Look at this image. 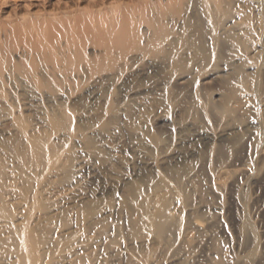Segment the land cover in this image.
<instances>
[{"label": "rangeland", "instance_id": "rangeland-1", "mask_svg": "<svg viewBox=\"0 0 264 264\" xmlns=\"http://www.w3.org/2000/svg\"><path fill=\"white\" fill-rule=\"evenodd\" d=\"M206 1V5L214 11L216 21L220 19L218 31L223 26V29L229 30L237 26L240 30L242 27L250 28L249 31L251 28L255 31L263 30L260 38L264 44V15L257 9L258 0H0V67L5 66L3 70L0 69L3 71L0 72V211L4 209L0 212V224L5 223L0 225V239L7 235L11 237L10 240L16 239L13 237L19 232L21 235L30 233L35 236L36 241H42V246L37 245L40 253L48 251L39 257L40 264H65L60 259L70 253H80L78 257H82V263L85 264L94 260L98 263L107 254L110 255L106 258L109 262L103 259V263L124 264V255L135 249L137 254H130L131 263L134 264H215L217 258L214 256L218 252L213 248L214 242L223 249L224 258L229 260L236 255L242 256L241 250H237V234L233 230L235 222L247 215L245 218L253 223L258 238L264 242V153L262 159L254 158V150L248 147L249 133H246L248 129L252 130L260 118L264 119V93L260 95L259 101L252 98L247 100V105L245 99H248V93L245 85L240 84L241 77L245 81L251 77L249 74H252V66L242 63L254 55L252 51L258 46L257 32L261 31L251 30L257 33L252 32L251 38V32L248 33L247 29L249 35L240 37V42L246 40L244 45L252 43L251 47L246 44L245 50L240 48L243 45L241 43L240 47L234 42L230 44L232 37L236 36L232 34L236 33L234 29L224 30L228 32V37L221 30L219 33L222 32L223 39L219 48L213 51L208 34L213 22L206 17L203 9ZM160 3L165 7L162 8ZM100 16L106 18L101 19ZM102 20L106 22L103 21V24ZM147 20H151V24L153 21L162 22L167 34H164L159 44V54L152 55L153 58L144 57L141 53L148 46V38L154 28H148ZM129 21H132L131 24ZM241 22L246 23L242 26ZM233 23H237V26H233ZM126 32H129L128 36ZM184 32L188 34L186 40L183 38ZM225 38L231 41H225ZM201 48L205 54L200 51ZM66 49L69 55L82 58L77 56L79 65L76 61L73 65L69 64L72 69L69 67L70 73L65 71V74L60 70L52 73L49 68L55 61L53 59H60L63 53L66 57ZM245 51L244 56L241 53ZM57 60L55 62L58 64ZM93 66L98 73L91 69ZM31 67L35 78L38 76L34 81L38 83L33 84L26 75L25 70ZM88 67L93 70L94 76ZM102 68L105 70L100 71ZM47 94L51 98L49 101L45 98ZM51 120L53 124H50ZM32 140L44 145L42 161L33 159L29 154ZM132 164H139L141 171L137 173L140 176L135 174ZM245 164L252 165L250 168L253 172L248 178L250 183L247 179L240 181L235 176ZM123 175L125 178L122 181L125 184L120 180ZM74 178L82 179L80 183L85 184L75 187L77 179ZM118 180L121 183L116 184ZM212 182H216V187L211 186ZM70 190H79L84 195L77 207V217L69 210L71 205L66 204L72 200H64L67 197L66 191ZM110 196H116L117 201ZM236 196L246 205L244 214L235 205ZM164 200L171 205L172 202L175 205L177 203V206L180 204L182 213L166 223L162 219L164 228L159 224L162 223L160 218L156 219L159 223L153 220L156 226L154 224L148 228L145 226L146 218L154 216L161 209V202L165 203ZM146 202L150 203L149 206ZM142 216L145 217V223H142ZM208 218H215L216 225H205ZM176 221L183 223L177 224ZM186 221L188 224L184 226ZM195 222L205 225V228L200 231L194 246L190 247H194L192 251L178 240L181 235L178 234L183 232V228L191 229ZM4 226L8 231L3 230ZM12 226L19 231L16 229L15 233ZM142 239L149 244L146 242L148 245L143 246ZM13 246H0V258L8 256L15 263L16 254L9 252V247L15 249ZM124 248L127 252H124ZM142 251L144 255L147 254L146 258H143ZM113 255L115 259H112ZM135 255L142 257L139 259L136 256L137 260ZM78 257H75L73 264H81Z\"/></svg>", "mask_w": 264, "mask_h": 264}, {"label": "bare ground", "instance_id": "bare-ground-1", "mask_svg": "<svg viewBox=\"0 0 264 264\" xmlns=\"http://www.w3.org/2000/svg\"><path fill=\"white\" fill-rule=\"evenodd\" d=\"M150 2V1H149ZM153 2V1H152ZM156 3V2H155ZM154 3V4H155ZM162 3V2H161ZM160 3V4H161ZM206 3H207V1L206 2H204V4H203V9H204V12H205V15H206V17L207 18H209L213 23V25H212V27H211V29H209L208 31V34H209V36H210V40H211V48H212V50L214 51V49L215 50H217L216 48L220 45V43H221V40L223 39V36L221 37V35H222V32H221V34L219 33V31H224L225 29L227 30L228 28H225V29H223V27H222V29L221 30H219L218 31V27H219V20L218 21H216V19H215V17H214V11H212L207 5H206ZM217 3H218V1H217ZM256 3L258 4V7H257V9H260V11L262 12V15H264V0H258V1H256ZM208 4H209V2H208ZM144 5V4H143ZM142 5V6H143ZM151 5V4H150ZM162 5V4H161ZM141 6V7H142ZM151 6H153V5H151ZM202 6V5H201ZM155 7V6H154ZM162 8H164L165 6H161ZM161 8V9H162ZM155 9H156V7H155ZM166 9H168V8H166ZM214 9V8H213ZM120 10V9H119ZM217 11H218V9H216ZM118 11V10H117ZM116 11V12H117ZM133 11V10H132ZM137 11V10H136ZM144 11H145V9H144ZM157 11V10H156ZM203 11V10H202ZM217 11H215V12H217ZM220 11V10H219ZM221 11H222V9H221ZM110 12V11H109ZM143 12V11H142ZM154 12V11H153ZM114 13H115V11H114ZM118 13V12H117ZM116 13V14H117ZM130 13V12H129ZM141 13V12H140ZM176 13V12H175ZM218 13V12H217ZM102 14V13H101ZM120 15V14H119ZM119 15H118V17H119ZM176 15V14H175ZM112 16H114V14L112 15ZM158 16H160V15H158ZM92 18H94L93 16H91ZM103 17V16H102ZM135 17V16H134ZM141 17H142V13H141ZM162 17V16H161ZM100 18H101V16H100ZM99 18V21L101 20V19H104V18H106V17H104V18H101L100 19ZM132 18H133V16H132ZM148 17H146V19H147ZM163 18V17H162ZM118 19H120V18H118ZM146 19H145V21H146ZM155 19H157L156 17H155ZM154 19V20H155ZM263 20H264V18H262ZM94 20V19H93ZM114 20V19H113ZM130 20H131V18H130ZM137 20V19H136ZM135 20V21H136ZM138 20H139V17H138ZM142 19H140V21H141ZM143 20H144V17H143ZM153 20V19H152ZM162 20H164V19H162ZM239 20V19H238ZM257 20H258V18H257ZM103 21L104 20H102L101 22L103 23ZM148 22L146 23V24H149L150 25V27H149V25H148V28H153L152 30V35H151V37L150 38H148L149 39V44H148V46L147 47H145V48H143L142 50H141V53L144 55V57L146 56L147 58L148 57H152V55L154 56V54H156V53H158L159 54V52H160V43L162 42V39L164 38L163 36H164V34H166V31H164L165 30V27L163 26V24H161V23H157L156 21H153L152 22V24L151 23H149V21L151 22V20H147ZM160 21H161V19H160ZM243 21V20H242ZM247 21V20H246ZM70 22V21H69ZM104 22H106V20L104 21ZM114 22H116V21H114ZM119 22V21H118ZM132 22V21H131ZM131 22L129 21V23L131 24ZM139 22V21H138ZM233 22V21H232ZM238 22V21H237ZM240 22V21H239ZM263 23H264V21H262ZM117 23V22H116ZM166 23V22H165ZM246 23V22H245ZM245 23L243 22V24L245 25ZM258 23V22H257ZM72 24V23H71ZM70 24V25H71ZM104 24V23H103ZM107 24V23H106ZM105 24V25H106ZM110 24V23H109ZM133 24H134V22H133ZM234 24V23H233ZM236 24V25H235ZM233 26H237V23H235ZM239 24V23H238ZM243 24H242V22H241V25L243 26ZM262 24V23H261ZM136 25V24H135ZM139 25V24H138ZM165 25V24H164ZM168 25H169V23H168ZM221 25V24H220ZM223 25V24H222ZM263 25V24H262ZM47 26V25H46ZM124 26V25H123ZM127 26V25H126ZM131 26V25H130ZM140 26V25H139ZM166 26V25H165ZM232 26V25H231ZM240 26V25H239ZM241 26V27H242ZM264 26V25H263ZM263 26H261L262 28H263ZM67 27H69V25L67 26ZM72 27V26H71ZM110 27V26H109ZM117 27H118V25H117ZM230 27V26H229ZM238 27V26H237ZM235 28V29H239V28ZM246 27H247V25H246ZM249 27V26H248ZM63 28H64V25H63ZM74 28V27H73ZM104 28V27H103ZM128 28V27H127ZM131 28V27H130ZM134 28V27H133ZM132 28V29H133ZM138 28V27H137ZM137 28H135V29H137ZM232 28V27H231ZM230 29V28H229ZM228 29V30H229ZM232 29H234V28H232ZM231 29V30H232ZM235 29H234V32H236V33H232V34H235L234 36H235V38L234 37H232L231 39H232V41L231 40H229V41H231V43L230 44H232V42H234L233 44H235V45H237L238 47H240L241 46V44H243V42L245 43V39H243V41L242 42H240L241 40H242V38H240V37H247V34L249 33V32H251L250 33V36H251V38L253 37V34H257V33H259V34H257V37H256V44H258V46H256L257 48L255 49V50H253L252 52L254 53V55L251 57V56H249L248 58H243V62H244V59L245 60H247V62L246 63H242V64H248V65H251L252 66V68H251V70H252V74H249V75H251V77H249L248 75H246V76H248L249 78H250V80H249V78H247L246 79V81H245V79H243V77H239L241 80L240 81H242V83H240L241 85H245V87L244 88H246L245 90H246V92L248 93V95L246 96V98L248 97V99H245V102L247 103V100H249L250 98H252V100H256V101H259V98H260V95L262 94V93H264V44H263V41L261 40V36H260V34H262V31L263 30H257V31H261V33L260 32H257V31H255V29H252L251 28V30H253L254 32H257V33H254L253 31H249V29L248 28H241V30L240 31H235ZM244 29H246L245 31H243ZM247 29H248V33H247ZM260 29V28H259ZM71 30V29H70ZM72 30H74V29H72ZM114 30V29H113ZM122 30H123V28H122ZM146 30V29H145ZM231 30H229V31H231ZM104 31H105V29H104ZM103 31V32H104ZM116 31V30H115ZM115 31H113V33L115 32ZM126 31V30H125ZM142 31V30H141ZM163 31H164V33H163ZM168 31V30H167ZM71 32V31H70ZM102 32V33H103ZM107 32V31H106ZM138 32V31H137ZM226 31H224L223 33L224 34H226L225 35V37H228L229 35H228V32L227 33H225ZM238 32V33H237ZM252 32H253V34H252ZM135 33V32H134ZM231 33V32H230ZM104 34V33H103ZM116 34V33H115ZM114 34V35H115ZM120 34V33H119ZM126 34H127V32H126ZM128 34H129V32H128ZM128 34H127V36H128ZM131 34V33H130ZM151 34V33H150ZM112 35V34H111ZM125 35V34H124ZM135 35V34H134ZM145 35V34H144ZM144 35H142V36H144ZM146 35H148V34H146ZM167 35V34H166ZM207 35V34H206ZM231 35V34H230ZM249 35V34H248ZM105 36V35H104ZM126 36V37H127ZM132 36V35H131ZM142 36H140L139 38H143ZM233 36V35H232ZM255 36V35H254ZM114 37V36H113ZM130 37V36H129ZM187 37H188V34L186 33V32H184L183 33V38H184V40H186L187 39ZM236 37H237V39H236ZM66 38V37H65ZM128 38V37H127ZM130 38H134V37H130ZM136 38H138V37H135V39ZM250 38V37H249ZM250 38V39H251ZM58 39H59V37H58ZM72 39V38H71ZM124 39V38H123ZM226 39V38H225ZM247 39V38H246ZM254 39V38H253ZM76 40V39H75ZM121 40V39H120ZM165 40V39H164ZM183 40V41H184ZM227 39L225 40V41H228ZM132 41V40H131ZM137 41H139L138 39H137ZM169 41V40H168ZM206 41V40H205ZM228 41V42H229ZM252 41V40H251ZM254 41V40H253ZM261 41H262V43H261ZM78 42V41H77ZM80 42V41H79ZM147 42H148V40H147ZM250 42V41H249ZM71 43V42H70ZM75 43V42H74ZM132 43V42H131ZM138 43V42H137ZM136 43V44H137ZM184 43V42H183ZM241 43V44H240ZM255 43V42H254ZM253 43V44H254ZM7 44V43H6ZM60 44V43H59ZM66 44V43H65ZM79 44V43H78ZM77 44V45H78ZM142 44V43H141ZM157 44H158V46H157ZM247 44V43H246ZM246 44L244 45H242V47H240V48H243V49H245L246 48ZM4 45H5V43H4ZM51 45H53V43L51 44ZM71 45V44H70ZM146 45H147V43H146ZM199 45V44H198ZM240 45V46H239ZM247 45H252V43L251 44H247ZM82 46V45H81ZM105 46V45H104ZM188 46V45H187ZM236 46V47H237ZM245 46V47H244ZM248 46V47H249ZM6 47V46H5ZM10 47V46H9ZM8 47V48H9ZM59 47V46H58ZM78 47V46H77ZM106 47V46H105ZM118 47V46H117ZM120 47V46H119ZM174 47V46H173ZM181 47V46H180ZM184 47V46H183ZM202 47V46H201ZM247 47V48H248ZM251 47V46H250ZM249 47V48H250ZM1 48V47H0ZM33 47H31V49H32ZM65 48V47H64ZM66 48H67V44H66ZM69 48V47H68ZM75 48V47H74ZM116 48V47H115ZM114 48V49H115ZM162 48V47H161ZM208 48V47H207ZM219 48V47H218ZM239 48V50H241ZM248 48V49H249ZM111 49V48H110ZM125 49V48H124ZM127 49V48H126ZM247 49V50H248ZM4 50V49H3ZM10 50V49H9ZM29 50V49H28ZM40 50V49H39ZM76 50V49H75ZM78 50V49H77ZM109 50V49H108ZM107 50V51H108ZM111 50H113V49H111ZM110 50V51H111ZM119 50V49H118ZM135 50V49H134ZM137 50V49H136ZM211 50V49H210ZM246 50V49H245ZM36 51V50H35ZM66 51L67 52H65L67 55H66V57H64V55L62 54L61 55V58L60 59H58L59 61H60V64H62L61 66H60V64H59V61L55 58V59H53V60H57V62H58V64L54 61V63L52 64V62H51V66H50V70L52 71V73H55V72H57V71H62V72H65V71H68L69 70V67L71 66V65H73L74 64V62L76 61V60H78V58H77V56H75L76 57V59H75V57H73L72 55L73 54H71V52H70V54L71 55H69V50L68 49H66ZM116 51V50H115ZM123 51V50H122ZM131 51H133L132 49H131ZM200 51H202V53H204L205 54V52H204V50L201 48V50ZM199 51V52H200ZM2 52V51H1ZM7 52V51H6ZM119 52H120V50H119ZM125 52V51H124ZM130 52V51H129ZM234 52H235V50H234ZM242 52V51H241ZM246 52L247 51H245V53H241L242 55H244L245 56V54H246ZM36 53V52H35ZM34 53V54H35ZM42 53V52H41ZM76 53L77 52H75V55H76ZM109 53V52H108ZM122 53V55H126V54H124L123 52H121ZM131 53V52H130ZM253 53H251V54H253ZM37 54V53H36ZM43 54V53H42ZM106 54V53H105ZM113 54H114V52H113ZM128 54V53H127ZM109 55V54H108ZM120 55V54H119ZM118 55V56H119ZM142 55V56H143ZM31 56H32V54H31ZM37 56V55H36ZM44 56H46V55H44ZM43 56V57H44ZM107 56V55H106ZM113 56V55H112ZM115 56V55H114ZM121 56V55H120ZM119 56V57H120ZM200 56H201V54H200ZM206 56H208L207 55V53H206ZM1 57V56H0ZM34 57V56H33ZM72 57V58H71ZM79 57V56H78ZM123 57V56H122ZM170 57V56H169ZM173 57V56H172ZM247 57V56H246ZM255 57V59H253ZM32 58V57H31ZM30 58V59H31ZM47 58V57H46ZM153 58V57H152ZM252 58V59H251ZM35 59V58H34ZM79 59H82V58H80L79 57ZM124 59H125V57H124ZM170 59H171V57H170ZM27 60V59H26ZM29 60V59H28ZM52 60V61H53ZM172 60V59H171ZM249 60H252V61H249ZM4 61V60H3ZM6 61V60H5ZM45 61V60H44ZM50 61V60H49ZM67 61V62H66ZM79 61V60H78ZM82 60H80V62H81ZM181 61V60H180ZM249 61V62H248ZM2 61H1V59H0V63H1ZM86 62V61H85ZM182 62V61H181ZM25 63V62H24ZM23 63V64H24ZM41 63H42V61H41ZM76 64H78V62L76 61L75 62ZM110 63V62H109ZM2 64V63H1ZM21 64V63H20ZM69 64H71L70 66H69ZM76 64H75V66H76ZM94 64H95V62H94ZM103 64V63H102ZM108 64V63H107ZM106 64V66H108ZM114 64V63H113ZM26 65V64H25ZM25 65H24V67H25ZM79 65V64H78ZM89 65V67H90V63L88 64ZM104 65H105V63H104ZM102 66V67H104V68H106V66ZM183 65V64H182ZM2 66V65H1ZM33 66V65H32ZM109 66H112V65H109ZM188 66V65H187ZM3 67H5V66H2V68ZM21 67V66H20ZM34 67V66H33ZM80 67V66H79ZM88 67V68H89ZM183 67H184V65H183ZM186 67V66H185ZM1 67H0V69L1 70H3ZM9 68V67H8ZM32 68V67H31ZM36 68V67H35ZM75 68V67H74ZM93 68V70H94V72L96 71L95 69H94V66L93 67H91V69ZM101 68V67H100ZM99 68V69H100ZM18 69V68H17ZM33 69V68H32ZM32 69H30V68H27L26 70H25V72H26V75L29 77V79H30V81H32V83L34 84V83H36L37 81H34V80H36V78L38 77H36L35 78V74H34V69L32 70ZM42 69V68H41ZM70 69H71V67H70ZM90 69V68H89ZM88 69V70H89ZM90 69V72H91V75H92V71L93 70H91ZM110 69H111V67H110ZM7 70V69H6ZM22 70V69H21ZM75 70V69H74ZM87 70V69H86ZM105 69H103L102 68V70H100V71H104ZM109 70V69H108ZM117 70V69H116ZM250 70V71H251ZM71 71H72V69H71ZM1 73L3 72V71H0ZM36 72H37V70H36ZM69 72V71H68ZM85 72V71H84ZM94 72H93V74H94ZM7 73V72H6ZM39 73V72H38ZM70 73V72H69ZM73 73V72H72ZM96 73H98L97 71H96ZM9 74H11L10 72H9ZM15 74V73H14ZM65 74H66V72H65ZM239 74V73H238ZM51 75V74H50ZM54 75V74H53ZM242 75H244V74H242ZM241 75V76H242ZM4 76V75H3ZM18 76V75H17ZM92 76H94V75H92ZM245 76V75H244ZM245 76V77H246ZM14 77V76H13ZM12 77V78H13ZM21 77V76H20ZM49 77V76H48ZM64 77V76H63ZM63 77H61L62 79H64L65 80V78H63ZM8 78V77H7ZM11 78V79H12ZM25 78V77H24ZM35 78V79H34ZM29 79H27V80H29ZM58 79V78H57ZM72 79V78H71ZM49 80V79H48ZM53 80H54V78H53ZM73 80H74V78H73ZM29 81V82H30ZM43 81V80H42ZM50 81V80H49ZM63 81V80H62ZM66 81H69V80H66ZM10 82V81H9ZM41 82V81H40ZM39 82V83H40ZM45 82V81H44ZM13 83V82H12ZM27 83V82H26ZM38 83V82H37ZM51 82H49V84H50ZM245 83H247V85L245 84ZM18 84V83H17ZM42 84V83H41ZM59 84H60V82H59ZM63 84V83H62ZM69 84V83H68ZM15 85V84H14ZM35 85H37V84H35ZM38 85H40V84H38ZM51 85V84H50ZM16 86V85H15ZM32 87V86H31ZM37 87V86H36ZM41 87V86H40ZM47 87V86H46ZM50 87V86H49ZM240 87V86H239ZM17 88H19V87H17ZM44 88V87H43ZM15 89V88H14ZM49 89V88H48ZM54 89V88H53ZM240 89H241V87H240ZM24 90V89H23ZM28 90V89H27ZM52 90V89H51ZM238 90V89H237ZM13 91V90H12ZM15 91V90H14ZM31 91V90H30ZM34 91V90H33ZM27 92V91H26ZM38 92H39V90H38ZM41 92V91H40ZM45 92H46V90H45ZM44 92V93H45ZM51 92V91H50ZM25 93V92H24ZM28 93V92H27ZM30 94V93H29ZM32 94H34V93H32ZM38 94H40V93H38ZM55 94V93H54ZM31 95V94H30ZM42 95H44L45 96V94H42ZM264 95V94H263ZM25 96V95H24ZM40 96V95H39ZM22 97V96H21ZM33 97H35L34 95H33ZM32 97V98H33ZM26 98V97H25ZM46 99H48L47 101H49L51 98H50V95L48 96V94H47V96L45 97ZM50 98V99H49ZM242 98H244V97H242ZM33 100V99H32ZM244 100V99H243ZM29 101V100H28ZM27 101V102H28ZM250 101V100H249ZM249 101H248V103H249ZM1 102V101H0ZM239 102H240V100H239ZM238 102V103H239ZM244 102V101H243ZM248 103H247V105H248ZM28 105V104H27ZM230 105V104H229ZM236 105V104H235ZM243 105V104H242ZM246 105V106H247ZM38 106V105H37ZM33 107V106H32ZM54 107V106H53ZM243 107H244V105H243ZM29 108H30V106H29ZM34 108V107H33ZM38 108V107H37ZM36 109V108H35ZM44 109V108H43ZM52 109V108H51ZM39 110V109H38ZM36 111V110H35ZM45 111V110H44ZM43 111V112H44ZM49 111V110H48ZM53 111V110H52ZM42 112V113H43ZM45 113V112H44ZM37 114V113H36ZM41 116V115H40ZM44 116V115H43ZM44 118V117H43ZM259 119V118H258ZM52 121V120H51ZM21 122V121H20ZM19 122V123H20ZM44 122V121H43ZM42 122V123H43ZM39 123V122H38ZM23 124V123H22ZM50 124H53V121H52V123H50ZM55 124H56V122H55ZM20 126V125H19ZM24 127V126H23ZM40 127V126H39ZM51 127V126H50ZM56 127V126H55ZM26 129H27V127H26ZM35 129V128H34ZM24 131V130H23ZM27 131V130H26ZM30 133V132H29ZM246 133H249V134H247V135H249L248 136V144L250 145V146H248V147H250V148H252L253 150H254V158H258V157H260V159H262L263 158V153H264V119H259L258 120V123H256L255 125H253L252 126V130L251 129H248L247 130V132ZM26 134H28V133H26ZM30 136V135H29ZM28 136V137H29ZM24 137V136H23ZM25 137H27V136H25ZM34 138V137H33ZM221 138H224L223 136H221ZM31 140V139H30ZM25 141V140H24ZM29 141V140H28ZM27 141V142H28ZM44 143V142H43ZM44 145L43 144H41V143H38L37 141L35 142V141H30V144H29V150H30V152L31 153H29V154H31L32 155V158L33 159H35V160H37V161H42L43 160V158H44V150L43 149H45L44 147H43ZM103 146V145H102ZM198 146V145H197ZM27 148V147H26ZM3 149V148H2ZM187 149V148H186ZM191 150V149H190ZM251 150V149H250ZM188 151V150H187ZM186 151V152H187ZM250 152V151H249ZM252 152V151H251ZM44 153V154H43ZM28 154V153H27ZM51 154V153H50ZM192 154V153H191ZM190 154V155H191ZM252 155H253V153H251ZM187 156H188V153L186 154ZM176 156V155H175ZM261 156H262V158H261ZM1 157V156H0ZM140 159V158H139ZM176 159V158H175ZM253 159V158H252ZM2 160V159H1ZM8 160V159H7ZM171 160H172V158H171ZM4 161V160H3ZM138 161H140V160H138ZM142 161V160H141ZM135 161L133 160L132 161V163H134ZM138 163V162H137ZM140 163V162H139ZM142 163V162H141ZM247 163V162H246ZM8 164V163H7ZM39 164H41V163H39ZM96 164V163H95ZM94 164V165H95ZM128 164V163H127ZM135 164V163H134ZM247 164H250V162L249 163H247ZM247 164H245L243 167H242V169H239V171L238 170H235V172H237V173H235V176H236V178H238L240 181H241V179H247L248 181H249V183H250V181L251 180H249L248 178L250 177V174H251V171L253 170L252 168H250V167H252V165L250 166V165H247ZM86 165V164H85ZM88 165V164H87ZM131 165V164H130ZM142 165V164H141ZM132 166H134L133 164H132ZM136 166V167H135ZM134 166V172H135V174H139L140 173V171H141V169H140V167H138L139 166V164H137V165H135ZM3 167V166H2ZM114 167V166H113ZM120 167V166H119ZM11 168V167H10ZM51 168V167H50ZM7 169V168H6ZM90 169L92 170V168L90 167ZM89 169V170H90ZM127 169V168H126ZM131 169H132V167H131ZM252 169V170H251ZM11 170V169H10ZM112 170H115V169H112ZM133 170V169H132ZM231 170V169H230ZM139 171V173H137ZM7 172V171H6ZM128 172H129V170H128ZM130 172H132L131 170H130ZM233 172H234V170H233ZM253 172V171H252ZM3 173V172H2ZM78 173V172H77ZM93 173V172H92ZM91 173V174H92ZM133 173V172H132ZM5 174V173H4ZM13 174V173H12ZM48 174V173H47ZM94 174L95 173H93L92 175L94 176ZM135 174H132V175H135ZM229 174V173H228ZM253 174V173H252ZM16 175V174H15ZM79 175V174H78ZM88 175V174H87ZM221 175V174H220ZM219 175V176H220ZM0 176H1V174H0ZM75 176V175H74ZM91 175H89V177H90ZM139 176H140V174H139ZM214 176H215V174H214ZM223 176V175H222ZM230 176H231V174H230ZM233 176V175H232ZM253 176H254V174H253ZM9 176L7 175V178H8ZM48 177V176H47ZM80 177V176H79ZM95 177H97V176H95ZM102 177V176H101ZM226 177V176H225ZM228 177V176H227ZM78 178V177H77ZM77 178H74V179H77ZM91 178V177H90ZM94 178V177H93ZM103 178V177H102ZM104 178H105V176H104ZM103 178V179H104ZM107 178V177H106ZM125 178V176L123 175L122 176V179H120V178H118V179H120L121 180V182H123L124 183V181H122L123 179ZM221 178V177H220ZM233 178V177H232ZM50 180H51V178H49ZM108 179H110V178H108ZM107 179V180H108ZM8 180V179H7ZM44 180V179H43ZM53 180V179H52ZM51 180V181H52ZM82 180V179H81ZM81 180H80V178L79 179H77V180H75V182H74V185H75V187L77 186V185H80V184H82V183H80L81 182ZM92 180H94V179H92ZM91 180V181H92ZM107 180H105L106 182H108ZM111 180V179H110ZM110 180H109V182H110ZM128 180V179H127ZM18 181V180H17ZM20 181V180H19ZM18 181V182H19ZM42 181V180H41ZM48 181V180H47ZM89 181V180H88ZM234 181V180H233ZM233 181H232V183H233ZM236 181H237V179H236ZM9 182V181H8ZM58 182V181H57ZM114 182H116V180L115 181H113V183ZM120 181L118 180L117 181V183L116 184H118ZM120 182V183H121ZM125 182H126V180H125ZM243 183H245L244 181H242ZM86 183H87V181H86ZM89 183H90V181H89ZM88 183V184H89ZM112 182H111V184H113ZM213 183V182H212ZM216 182H214L211 186H215L214 184H215ZM237 183V182H236ZM243 183H241L240 185H243ZM39 184V183H38ZM85 184V182L82 184V185H84ZM125 184V183H124ZM219 184V183H218ZM238 184V183H237ZM246 184H247V182H246ZM40 185V184H39ZM71 185V184H70ZM74 185H73V187H74ZM108 185H110L109 183H108ZM107 185V186H108ZM120 185V184H119ZM223 185V184H222ZM240 185H239V187H240ZM86 186V185H85ZM111 186V185H110ZM118 186V185H117ZM125 185H123V186H121V187H124ZM224 186V185H223ZM234 186H236V185H234ZM38 187V186H37ZM44 187V186H43ZM72 187V188H73ZM81 187V186H80ZM113 187H115V185H113ZM112 187V188H113ZM120 187V186H119ZM216 187V186H215ZM222 187V186H221ZM53 188V187H52ZM214 188V187H213ZM212 188V189H213ZM218 188H220V185L218 186ZM223 188V187H222ZM2 189V188H1ZM81 189H82V187H81ZM119 189V188H118ZM118 189H115V190H118ZM123 189V188H122ZM122 189H120V190H122ZM234 189V188H233ZM235 189H236V187H235ZM238 189V188H237ZM57 190V189H56ZM68 190V189H67ZM105 190V189H104ZM111 190V189H110ZM120 190H119V192H120ZM2 191V190H1ZM13 191V190H12ZM72 190H70V191H66L67 192V197L66 198H64V200H66V201H68V200H72V202H70V201H68V202H66V204H70L71 205V207L69 208V210H71V213L73 214V215H76V217L78 216L77 214H78V209H77V207H79L78 205H80L81 204V201L83 200V198H84V195H83V193H81L79 190H74L73 192H71ZM234 191V190H233ZM21 192H23V191H21ZM65 192V191H64ZM110 192V191H109ZM122 192H124V191H122ZM236 192V191H235ZM15 193V192H14ZM103 193V192H102ZM11 194H13V193H11ZM16 194V193H15ZM14 194V195H15ZM116 194H118V192H116ZM237 194H238V191H237ZM7 195V194H6ZM26 195V194H25ZM101 195V194H100ZM115 195V194H114ZM119 195V197L121 196L120 195V193L118 194ZM125 195V194H124ZM234 195H236V194H234ZM1 196V195H0ZM27 196V195H26ZM25 196V197H26ZM39 196V195H38ZM2 197V196H1ZM19 197V196H18ZM22 197V196H21ZM34 197V196H33ZM111 197V196H110ZM116 197V196H115ZM115 197H111L112 199L114 198L115 199ZM122 197V196H121ZM10 198V197H9ZM54 198V197H53ZM19 199V198H18ZM110 199V198H109ZM109 199H108V201H109ZM118 199V198H117ZM121 199V198H120ZM130 199V198H129ZM14 200V199H13ZM40 200V199H39ZM53 200V199H52ZM51 200V201H52ZM116 200V199H115ZM235 200V205H236V207H240V209H241V211H242V214H244L243 212H245L244 211V207L246 206L245 204H243V202L241 201V199L238 197V196H236V198L234 199ZM2 201V200H1ZM60 201V200H59ZM111 201H113V200H111ZM117 201V200H116ZM4 202V201H3ZM23 202V201H22ZM21 202V203H22ZM78 202H80V203H78ZM119 202V201H118ZM164 202H165V200H164ZM167 202V201H166ZM164 203L163 204V201L161 202L162 203V206L160 205V207H161V209L159 210V208H158V212L153 216L152 215V217L149 215L147 218H146V224H145V226H148V228H151L152 227V225L154 226V224H155V222L153 221V220H155L156 221V219H164L165 220V223L167 222V220H170V219H175V218H178V216L182 213L181 211L182 210H180V208H182V207H180V204H179V206H177V203H176V205L175 204H173V202H172V205H171V203ZM8 203H9V201H8ZM18 203V202H17ZM78 203V204H77ZM97 203V202H96ZM120 203H121V201H120ZM240 203L241 204H243V205H240ZM24 204V203H23ZM144 204V203H143ZM143 204H141L142 205V207H144V205L145 204H148L147 206H149V204L150 203H145L144 205ZM3 205V204H2ZM18 205V204H17ZM21 205V204H20ZM57 205H60V204H57ZM245 205V206H244ZM13 206V205H12ZM16 206V205H15ZM94 206V205H93ZM106 206V205H105ZM146 206V205H145ZM17 207V206H16ZM37 206H35V208H36ZM60 207V206H59ZM65 208H66V206H64ZM180 207V208H179ZM18 208V207H17ZM103 208V207H102ZM145 208H147V207H145ZM64 209V208H63ZM62 209V210H63ZM185 209V208H184ZM2 210H4V209H2ZM1 210V211H2ZM31 210V209H30ZM142 210H143V208H142ZM0 211V212H1ZM68 211V210H67ZM186 211V210H185ZM240 211V210H239ZM80 212V211H79ZM97 212V211H96ZM107 212V211H106ZM112 212V211H111ZM65 213V212H64ZM113 213V212H112ZM118 213H120V212H118ZM117 213V214H118ZM12 214V213H11ZM53 214H57V213H53ZM52 214V215H53ZM111 214V213H110ZM126 214V213H125ZM141 214V213H140ZM241 214V215H242ZM246 214V213H245ZM59 215V214H58ZM66 215V214H65ZM122 215V214H121ZM120 215V216H121ZM128 215V214H127ZM142 215H144V214H142ZM26 216V215H25ZM49 216V215H48ZM51 216V215H50ZM49 216V217H50ZM82 216V215H81ZM113 216V215H112ZM116 216V215H115ZM145 216V215H144ZM247 216V215H246ZM245 216V217H246ZM68 217H70V216H68ZM72 217V216H71ZM108 217V216H107ZM210 217V216H209ZM216 217V216H215ZM236 217H239V216H236ZM245 217H241L242 219H240L241 221H238L237 220V218H235L236 220H237V222H235L236 223V225H235V230H233V231H235L236 232V234H237V246H238V251L239 250H241V252H242V256H239V255H236V257L234 256V258H232L231 257V259H226V258H224L223 257V252H222V250L220 249V246H219V244L216 242H214V241H212V242H214V249L218 252L217 254L218 255H216V256H214V257H216L217 258V260H216V258H214L215 260H216V263L215 264H264V242L263 241H261V239H259L258 238V236H257V234H256V232H255V230H254V226H252L253 225V223L251 224V222L247 219V218H245ZM16 218V217H15ZM26 218V217H25ZM98 218V217H97ZM116 218V217H115ZM119 218V217H118ZM127 218V217H126ZM142 218H143V216H142ZM145 218V217H144ZM144 218H143V222L142 223H145V221H144ZM169 218V219H168ZM217 218V217H216ZM75 219V218H74ZM79 219V218H78ZM81 219V218H80ZM100 219V218H99ZM105 220H106V218H104ZM128 219V218H127ZM206 219V218H205ZM209 219V218H208ZM215 219V218H214ZM214 219H209V220H207V222H206V224L205 225H207L208 227H213L214 226V224H215V220ZM77 220V219H76ZM96 220V219H95ZM129 220H130V218H129ZM164 220H162V223H159V222H157V221H159V220H157L156 222L157 223H159L160 224V226H163V228H164V223H163V221ZM178 220V219H177ZM202 220V219H201ZM50 221V220H49ZM79 220H77V222H78ZM80 221H82V220H80ZM190 221V220H189ZM196 221V220H195ZM199 221V220H198ZM19 222V221H18ZM32 222V221H31ZM105 222V221H104ZM161 222V221H160ZM177 222V221H176ZM181 221H179V222H177V224L178 223H180ZM2 223V222H1ZM4 223V222H3ZM2 223V224H3ZM10 223V222H9ZM14 223V222H13ZM22 223V222H21ZM94 223V222H93ZM97 223H98V221H97ZM181 223H183V222H181ZM185 224H183L184 226L186 225V223H187V221L186 222H184ZM204 223V222H203ZM2 224H0V225H2ZM5 224V223H4ZM7 224V223H6ZM17 224V223H16ZM102 224V223H101ZM132 224H134V223H132ZM131 224V225H132ZM159 224H157L158 225V227H159ZM163 224V225H162ZM176 224V225H177ZM188 224V223H187ZM192 224H194L193 225V227L191 228V229H187L186 228V230H184V228L182 229V225H181V229H182V233H179L178 235H180L179 236V239L178 240H181V242H182V244L186 247V248H190L193 244H195V242L198 240V238H199V234L201 233L200 231H202L203 230V227L205 226L204 224V226H202V224L200 223H192ZM191 224V225H192ZM8 225V224H7ZM10 225V224H9ZM8 225V226H9ZM11 225H13V224H11ZM17 225H19V224H17ZM61 225V224H60ZM103 225H105V224H103ZM106 225H108L107 223H106ZM131 225H129V226H131ZM144 225V224H143ZM190 225V224H189ZM216 225V224H215ZM15 226V225H14ZM14 226H12L15 230L17 229V228H15ZM135 226V225H134ZM137 226V225H136ZM155 226H156V224H155ZM177 226H180V224L179 225H177ZM2 227V226H1ZM6 226H4V229L3 230H6L7 228H5ZM11 226H9V228H10ZM64 227V226H63ZM62 227V228H63ZM107 227V226H106ZM105 227V229H107ZM207 227V228H208ZM12 228V229H13ZM48 228V227H47ZM61 228V227H60ZM98 228H100V227H98ZM104 228V227H103ZM134 228V227H133ZM132 228V229H133ZM147 228V229H148ZM155 228H157V227H155ZM205 228V227H204ZM13 229V230H14ZM24 229V228H23ZM31 229V228H30ZM33 229V228H32ZM57 229V228H56ZM146 229V230H147ZM161 230H162V228H160ZM181 229H179V231L181 230ZM216 229V228H215ZM220 229V228H219ZM3 230H1V231H3ZM18 230V229H17ZM17 230L15 231V233H17ZM35 230V229H34ZM109 230V229H108ZM130 230V229H129ZM135 230H137V229H135ZM152 230V229H151ZM153 230H156V229H153ZM152 230V231H153ZM6 231H8V230H6ZM19 231V230H18ZM38 231V230H37ZM110 231V230H109ZM127 231V230H126ZM132 231V230H131ZM130 231V232H131ZM134 231V230H133ZM160 231V230H159ZM205 232H206V230H204ZM4 232V231H3ZM27 232H29V231H27ZM31 232V231H30ZM48 232V231H47ZM53 232H54V230H53ZM135 232V231H134ZM133 232V233H134ZM181 232V231H180ZM199 232V233H198ZM226 232V231H225ZM6 233V232H5ZM138 233V232H137ZM137 233H135L136 235H137ZM7 234H9L8 232H7ZM19 234H20V232H19ZM16 235V237H13V238H16V239H11L10 240V238H8V235L6 236L8 239H6V237L5 238H2V239H0V246H2L3 244H6L7 246L8 245H14L13 247H15V249L13 248V250L12 249H10V247H9V252H12V253H14V254H16L15 256H16V260H15V258H14V260L16 261L15 263H12L11 261H12V259L10 258V257H6L5 259H1L0 258V264H40L39 263V257H42L43 256V254H45V252L44 251H47V250H44V251H42L41 253H40V249H38V244L40 245V246H42L41 244H42V241H39L38 242V240L36 241L35 239H34V237L33 236H31L30 235V233H27V234H29V235ZM24 234V233H23ZM60 234V233H59ZM125 234H127V233H125ZM139 234V233H138ZM206 234H208V233H206ZM6 235V234H5ZM4 235V236H5ZM44 235V234H43ZM58 235V234H57ZM65 235H66V233H65ZM101 235H102V232H101ZM101 235H99V236H101ZM103 235H104V233H103ZM106 236V235H105ZM127 236V235H126ZM201 236V235H200ZM203 236V235H202ZM58 237V236H57ZM84 237V236H83ZM97 237V236H96ZM104 237V236H103ZM102 237V238H103ZM216 237V236H215ZM231 237V236H230ZM261 237V236H260ZM60 238H61V236H60ZM59 238V239H60ZM72 238V237H71ZM80 238V237H79ZM88 238V237H87ZM105 238V237H104ZM203 238V237H202ZM64 239V238H63ZM62 239V240H63ZM90 239V238H89ZM94 239V238H93ZM207 239V238H206ZM212 239H214V238H212ZM220 239V238H219ZM264 239V238H263ZM57 240V239H56ZM99 240H101L100 238H99ZM202 240V239H201ZM210 240V239H209ZM83 241H85L84 239H83ZM93 241V240H92ZM113 241V240H112ZM126 241V240H125ZM130 241V240H129ZM132 241H133V239H132ZM142 241V245L144 246V244L146 245L147 243H148V241L146 240V241H144L143 239L141 240ZM207 241V240H206ZM13 242V243H12ZM66 242V241H65ZM89 242V241H88ZM103 242V241H102ZM114 242V241H113ZM134 242V241H133ZM132 242V243H133ZM138 242V241H137ZM147 242V243H146ZM203 242V241H202ZM262 242V243H261ZM10 243H12V244H10ZM44 243V242H43ZM85 243H86V241H85ZM107 243V242H106ZM130 244H132L131 242H129ZM135 243H136V240H135ZM134 243V244H135ZM199 243H201L200 241H199ZM203 243H205V242H203ZM45 244V243H44ZM67 244V243H66ZM65 244V245H66ZM93 244V243H92ZM149 244V243H148ZM147 244V245H148ZM47 245V244H46ZM65 245H63V246H65ZM78 245H80V244H78ZM87 245V244H86ZM85 245V246H86ZM89 245H91V244H89ZM127 245V244H126ZM137 244H135V246H136ZM146 245V246H147ZM197 245V244H196ZM200 245V244H199ZM204 245V244H203ZM98 247H99V244L97 245ZM133 247H134V245H132ZM140 246V245H139ZM194 246V245H193ZM205 246V245H204ZM62 247V246H61ZM73 247V246H72ZM87 247H88V245H87ZM101 247H102V245H101ZM126 247V246H125ZM197 247V246H196ZM195 247V248H196ZM232 247V246H231ZM12 248V247H11ZM70 248H71V246H70ZM95 248V247H94ZM103 248V247H102ZM136 248V247H135ZM139 248V247H138ZM193 248V250H194V247H192ZM192 248H190L191 250H192ZM209 248H210V246H209ZM208 248V249H209ZM42 249H43V247H42ZM45 249V248H44ZM66 249V248H65ZM64 249V250H65ZM84 249V248H83ZM127 249V248H126ZM140 249H141V247H140ZM146 249H147V247H146ZM183 249V248H182ZM231 249V248H230ZM67 250H68V248H67ZM71 250V249H70ZM105 250V249H104ZM112 250H113V248H112ZM120 250V249H119ZM124 250H125V248H124ZM123 250V251H124ZM129 250V249H128ZM136 250V249H135ZM135 250H132V253L130 252V254H133V252H135L136 254H137V252L135 251ZM144 250V249H143ZM148 250V249H147ZM186 250H188V249H186ZM190 250V251H191ZM192 250V251H193ZM197 251L198 250H201V249H196ZM232 250V249H231ZM82 251H84V250H82ZM122 251V250H121ZM130 251V250H129ZM185 251V250H184ZM208 251V250H207ZM216 251H213V252H216ZM48 252V251H47ZM73 252H75V249H74V251ZM110 252L111 251H109V254H110ZM113 252H115V251H113ZM124 252H127L126 250L124 251ZM143 252V251H142ZM150 252V251H149ZM181 252H182V250H181ZM185 252H187V251H185ZM189 252V251H188ZM203 252H204V249H203ZM210 252V251H209ZM222 252V253H221ZM7 253V252H6ZM50 253V252H49ZM82 253V252H81ZM86 253V252H85ZM91 253V252H90ZM92 253H93V251H92ZM134 253V254H135ZM154 253V252H153ZM196 253V252H195ZM212 253V252H211ZM68 254V253H67ZM78 254H80V253H78ZM78 254L77 253H70L69 255H64L65 257H61V259H60V261L62 262V263H65V264H73V262L75 261V257L77 256L78 257ZM113 254V253H112ZM111 254V255H112ZM129 253L127 254L126 253V256L124 255V257L122 258V260L124 261V264H134V263H131V255H130ZM151 254H152V252H151ZM210 254V253H209ZM213 254V253H212ZM224 254H225V252H224ZM238 254H240L239 252H238ZM50 255V254H49ZM48 255V256H49ZM82 255V254H81ZM89 255H91V254H89ZM88 255V256H89ZM105 255V254H104ZM116 255V254H115ZM115 255H113V257L114 258H112V259H115ZM122 255V254H121ZM138 255H140V254H138ZM143 255H144V252H143ZM147 254H145L144 256H143V258H146L145 256H146ZM194 255V254H193ZM201 255V254H200ZM200 255H198L199 257H200ZM206 255V254H205ZM229 255V254H228ZM6 256V255H5ZM45 256V255H44ZM95 256H96V254H95ZM107 256H110V255H108L107 254ZM107 256L105 257V258H101L102 260H100L98 263H97V260L95 261H89V263H86V264H102L103 263V261L104 260H106V262L108 261L106 258H107ZM123 256V255H122ZM137 255H135L134 257H136ZM150 256V255H149ZM156 256V255H155ZM202 256V255H201ZM208 256H210V255H208ZM87 257V256H86ZM92 257V256H91ZM119 257H120V255H119ZM138 257V256H137ZM135 258V259H137L138 260V258L140 259V257H142V256H140V257H138V258ZM148 257V256H147ZM187 256H185V258H186ZM190 257V256H189ZM194 257V256H193ZM227 257V256H226ZM47 258V257H46ZM78 258H80V263L81 264H85V263H82V257H78ZM84 258V257H83ZM90 258V257H89ZM121 258V257H120ZM149 258V257H148ZM198 258V257H197ZM88 259V258H87ZM104 259V260H103ZM142 259V258H141ZM196 259V258H195ZM194 259V260H195ZM11 260V261H10ZM42 260V259H41ZM49 260V259H48ZM47 260V261H48ZM51 260V259H50ZM121 260V259H120ZM143 260V259H142ZM145 260V259H144ZM193 260V261H194ZM197 260V259H196ZM195 260V261H196ZM207 260V259H206ZM214 260V261H215ZM111 261V260H110ZM123 261H122V263H123ZM135 261V260H134ZM147 261V260H146ZM194 261V262H195ZM211 261V260H210ZM41 262V261H40ZM54 262V261H53ZM96 262V263H95ZM100 262H102V263H100ZM105 262V261H104ZM109 262V261H108ZM118 262H120V261H118ZM136 262V261H135ZM142 262V261H141ZM150 262V261H149ZM197 262V261H196ZM211 262H213V261H211ZM45 263V262H44ZM152 262H150L149 264H151ZM184 263H186V262H184ZM207 263V262H206ZM42 264V263H41ZM103 264H105V263H103ZM108 264H110V263H108ZM135 264H137V263H135ZM141 264V263H140ZM142 264H144V262L142 263ZM145 264H148V262L147 263H145ZM153 264V263H152ZM194 264V263H193ZM205 264V263H204ZM213 264V263H212Z\"/></svg>", "mask_w": 264, "mask_h": 264}]
</instances>
